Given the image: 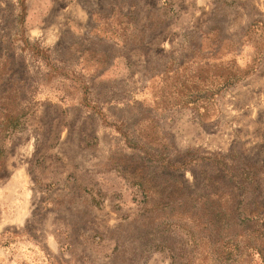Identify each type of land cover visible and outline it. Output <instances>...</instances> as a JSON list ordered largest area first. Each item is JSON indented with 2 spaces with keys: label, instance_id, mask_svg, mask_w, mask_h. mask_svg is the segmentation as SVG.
Listing matches in <instances>:
<instances>
[{
  "label": "rangeland",
  "instance_id": "1",
  "mask_svg": "<svg viewBox=\"0 0 264 264\" xmlns=\"http://www.w3.org/2000/svg\"><path fill=\"white\" fill-rule=\"evenodd\" d=\"M0 96V264H264V0H0Z\"/></svg>",
  "mask_w": 264,
  "mask_h": 264
},
{
  "label": "trees",
  "instance_id": "2",
  "mask_svg": "<svg viewBox=\"0 0 264 264\" xmlns=\"http://www.w3.org/2000/svg\"><path fill=\"white\" fill-rule=\"evenodd\" d=\"M3 110L4 111H2V115L4 116V119H6L9 122V124H13V122H15L16 120H18V118H20V112L7 108H4Z\"/></svg>",
  "mask_w": 264,
  "mask_h": 264
}]
</instances>
